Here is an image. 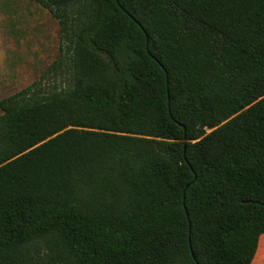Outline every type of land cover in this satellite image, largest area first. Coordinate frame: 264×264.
<instances>
[{"label": "trees", "instance_id": "obj_1", "mask_svg": "<svg viewBox=\"0 0 264 264\" xmlns=\"http://www.w3.org/2000/svg\"><path fill=\"white\" fill-rule=\"evenodd\" d=\"M32 1L60 43L0 101V264H251L264 0Z\"/></svg>", "mask_w": 264, "mask_h": 264}, {"label": "rangeland", "instance_id": "obj_2", "mask_svg": "<svg viewBox=\"0 0 264 264\" xmlns=\"http://www.w3.org/2000/svg\"><path fill=\"white\" fill-rule=\"evenodd\" d=\"M60 31L32 0H0V101L41 82L58 57Z\"/></svg>", "mask_w": 264, "mask_h": 264}, {"label": "crops", "instance_id": "obj_3", "mask_svg": "<svg viewBox=\"0 0 264 264\" xmlns=\"http://www.w3.org/2000/svg\"><path fill=\"white\" fill-rule=\"evenodd\" d=\"M251 264H264V234L259 237L256 252Z\"/></svg>", "mask_w": 264, "mask_h": 264}, {"label": "water", "instance_id": "obj_4", "mask_svg": "<svg viewBox=\"0 0 264 264\" xmlns=\"http://www.w3.org/2000/svg\"><path fill=\"white\" fill-rule=\"evenodd\" d=\"M115 2L118 4V1H117V0H115ZM183 146L185 147V141H183ZM183 200H184V197H183L182 201H183ZM191 256L193 257L192 252H191Z\"/></svg>", "mask_w": 264, "mask_h": 264}]
</instances>
